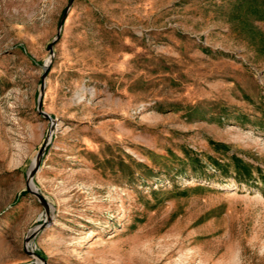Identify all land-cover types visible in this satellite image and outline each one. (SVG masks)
I'll list each match as a JSON object with an SVG mask.
<instances>
[{
    "label": "rangeland",
    "instance_id": "rangeland-1",
    "mask_svg": "<svg viewBox=\"0 0 264 264\" xmlns=\"http://www.w3.org/2000/svg\"><path fill=\"white\" fill-rule=\"evenodd\" d=\"M70 1L0 0V264H264V0Z\"/></svg>",
    "mask_w": 264,
    "mask_h": 264
},
{
    "label": "water",
    "instance_id": "water-1",
    "mask_svg": "<svg viewBox=\"0 0 264 264\" xmlns=\"http://www.w3.org/2000/svg\"><path fill=\"white\" fill-rule=\"evenodd\" d=\"M72 2H73V0L70 1V4H71ZM67 12H68V11H66L65 14L63 15V18H62L61 23H60V28H61L62 25L64 24V21H65V19H66V17H67ZM59 37H60V33H58L56 40H55L53 43H51V44L49 45V50H50L51 54H53V46H54L55 42L59 39ZM49 67H50V65L47 64V66H46V70H45V73H44V75H43V80H45V78H46V76H47V74H48ZM44 90H45V84L43 83V84H42V87H41V94H40V101H39V110H40V112L43 113L45 116L49 117L47 114H45V113L42 112V110H41V108H42V97H43V94H44ZM42 154H43V149L40 151V154H39V157H38V161H39V162L37 163L35 169L32 170L31 173H30V181L32 180V178H33L35 172H37V170H38L39 167H40V164H41V156H42ZM34 193H35V194H36V195H37V196H38V197H39V198H40V199L46 204V201H45V199L43 198V196H41L37 191H34Z\"/></svg>",
    "mask_w": 264,
    "mask_h": 264
},
{
    "label": "bare ground",
    "instance_id": "bare-ground-1",
    "mask_svg": "<svg viewBox=\"0 0 264 264\" xmlns=\"http://www.w3.org/2000/svg\"><path fill=\"white\" fill-rule=\"evenodd\" d=\"M37 160H38V159H37ZM38 162H39V161H38ZM38 162H37V163H38ZM36 165H37V164H36ZM35 167H36V166H35ZM35 167H34V169H35ZM34 169H33V170H34ZM30 184H31V188L34 190V188H35V187H34V183L31 182ZM32 189H31V190H32Z\"/></svg>",
    "mask_w": 264,
    "mask_h": 264
}]
</instances>
